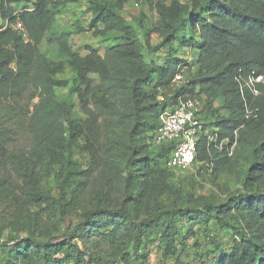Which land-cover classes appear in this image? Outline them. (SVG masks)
Listing matches in <instances>:
<instances>
[{
    "label": "trees",
    "instance_id": "trees-1",
    "mask_svg": "<svg viewBox=\"0 0 264 264\" xmlns=\"http://www.w3.org/2000/svg\"><path fill=\"white\" fill-rule=\"evenodd\" d=\"M74 1L0 0V105L2 98L26 90H32L30 104L39 98L26 116L29 149L9 147L11 128L0 119V206L10 218L2 211L0 216L16 233L0 240V264H96L105 259L110 264H150L144 247L158 242L164 256H177L182 226L191 223L218 224L233 234L227 249L214 242L208 260L201 257L195 264H264V0H191L192 7L181 0L170 5L146 0L160 16L161 25L152 28L146 27L144 15L137 28L122 16L132 0H88V25L64 28L56 40L71 59L77 75L74 91L86 120L70 118V101L56 93L67 86L56 78L63 64H53L40 50ZM30 5L33 11H23ZM19 22L25 33L12 27ZM84 32L115 34L119 42L103 55L88 49L81 56L73 52L71 38ZM153 33L160 42L151 48ZM161 50L164 65L156 61ZM181 50L197 53L191 64L196 68L173 90L175 76L191 67L188 59L178 57ZM260 77L263 81L256 82ZM250 78L258 95L248 86ZM181 95L205 96L210 105L221 98L225 114L210 122L212 132L234 140L238 131L232 157L213 145L211 157L207 139L198 141L202 165L197 171L219 178L244 165L241 188L228 189L223 201L204 200L196 208L178 204V190L188 191V175L179 181L166 167L172 145L157 146L154 140L161 113ZM247 107L258 110L257 118L246 119ZM81 142L90 158L87 169L72 156L59 159L67 144ZM211 158L214 170L209 173L204 163ZM55 161L65 167L64 174L50 173L53 190H44V175ZM46 213L77 224L54 235ZM81 246L95 251L87 253Z\"/></svg>",
    "mask_w": 264,
    "mask_h": 264
},
{
    "label": "rangeland",
    "instance_id": "rangeland-1",
    "mask_svg": "<svg viewBox=\"0 0 264 264\" xmlns=\"http://www.w3.org/2000/svg\"><path fill=\"white\" fill-rule=\"evenodd\" d=\"M167 5H170L172 0H165ZM185 5L192 7L191 0H181ZM88 0H75L73 3L67 5L65 15L58 18L57 24L54 27L53 34L48 35L47 39L43 41L40 46L41 52L55 65L63 64V71L56 76L57 80L67 83L66 87H58L56 93L58 98L64 102L70 101V118H78L82 120L87 119V115L83 109L82 103L78 94L74 91L77 87L76 73L71 64V59L61 50L59 42L56 41L64 28L69 27L70 31H75V26L80 23L84 26L88 25L91 14L89 13ZM16 9L19 7L14 5ZM122 16L133 25L138 27L137 20L141 15L145 16L146 27H159L160 16L154 11L146 0H132L124 5L121 10ZM75 24V25H74ZM72 25V26H71ZM143 36V35H142ZM52 39V42L49 39ZM73 44V52L81 56H85L88 53V49H94L100 54H104L105 51L112 46L118 44L119 39L115 34H109L107 37L95 36L93 32L76 33L71 38ZM160 42V37L157 33H153L150 40V47L153 48ZM147 52L145 55L147 56ZM196 52L192 50H181L178 54L179 58L190 61L191 66L183 73V79L187 80L194 72V59H196ZM156 61L160 65L165 64L167 60L164 56L163 50L156 54ZM14 67V66H12ZM94 83L99 84V78L95 75L91 76ZM32 94V90H26L21 93L20 96L9 97L8 99L2 98L0 105V119L4 120L11 128V133L7 143L11 149H29L32 145V138L28 132L27 125V111L28 108L33 110V106L39 102V98H36L31 104L29 103V97ZM198 96V95H197ZM200 98V99H199ZM198 100L202 105L201 121L203 122L205 129L211 130L210 122H214L217 115L225 114L221 111L220 105L222 104L221 98L218 99L213 105L208 104L207 97L199 96ZM30 106V107H29ZM100 124L104 123V117H100ZM104 133V127L102 129ZM84 142L78 144H67L64 152L60 153L59 159L63 158V155L72 156V160L76 162L82 169L89 167L90 158L84 151ZM165 168V164H163ZM243 164L240 163L233 171H225L219 178L210 176L205 171H197V174L188 175L177 174L179 181L182 179H188L189 188L188 191H179L177 198L178 204L183 208H196L198 204L204 200L223 201L226 199L228 189L235 191L241 188V178L243 174ZM50 169L44 175L42 188L44 190L52 191L49 184L50 173H57L59 175L64 174V166L58 164L56 161L51 162ZM167 167V163H166ZM197 170V169H196ZM12 177L17 179L16 175L11 169H8ZM61 177V176H60ZM178 188V187H177ZM46 209V208H45ZM1 211L5 218H10V212L8 209L0 206ZM1 217V216H0ZM45 217L51 219L55 229L54 235H61L64 229L68 231L73 230L77 224V221H70L69 219H60L59 215L45 214ZM10 222H5L0 218V240H7L16 233L12 230ZM53 228V227H52ZM193 234L189 233V230ZM182 233L179 236L178 241V254L173 257L164 256V249L161 244L152 243L144 247V253L150 254V264H192L203 257L204 261L208 260V256L214 250V242L220 244L221 248L227 249L232 242V230H224L222 226L218 224H211L207 227L201 225L186 224L182 226ZM215 240V241H214ZM83 251L87 253H94L95 250L91 247L81 246ZM104 257V256H103ZM213 258V256H211ZM104 260L105 263L96 264H110ZM107 262V263H106Z\"/></svg>",
    "mask_w": 264,
    "mask_h": 264
},
{
    "label": "built area",
    "instance_id": "built-area-1",
    "mask_svg": "<svg viewBox=\"0 0 264 264\" xmlns=\"http://www.w3.org/2000/svg\"><path fill=\"white\" fill-rule=\"evenodd\" d=\"M34 7L29 6L23 11H33ZM9 26L7 22L5 28ZM14 29L25 33L22 23H17L12 26ZM263 77H260L256 82H262ZM187 81L183 79V73H178L173 80V90L179 89ZM249 88L255 95L259 91L254 86V79L250 78ZM163 101V98L160 97ZM202 105L197 99L190 96L181 95L177 101L168 103L164 111L160 115V126L155 135V145L162 146L164 144L172 145V151L167 162V167L177 174H197V167L202 165L198 162V141L201 136H204L208 143V151L211 154V146L219 153H225L228 157H232L238 145V131L235 132V139L229 138L220 139L217 132L213 133L212 129H205L201 121ZM258 110H251L247 107L246 119L257 118ZM213 158L210 162L204 163L208 172L214 170Z\"/></svg>",
    "mask_w": 264,
    "mask_h": 264
}]
</instances>
